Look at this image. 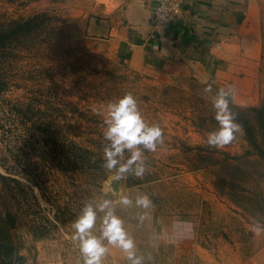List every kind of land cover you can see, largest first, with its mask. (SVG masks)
Wrapping results in <instances>:
<instances>
[{"label":"rangeland","instance_id":"1","mask_svg":"<svg viewBox=\"0 0 264 264\" xmlns=\"http://www.w3.org/2000/svg\"><path fill=\"white\" fill-rule=\"evenodd\" d=\"M129 1L0 0V28L33 17L0 47V172L8 177L0 182V210L23 213L13 229L23 264H83L72 222L91 204L97 213L91 231L101 237L108 209L101 212L98 205L104 199L112 201L144 264H264V232L253 231L264 230V152L255 153L241 124L225 147L207 143L208 133L218 129L216 91L231 85L230 100L240 105L264 148V125L244 109L264 101V0H258L260 55L256 66L236 72V83L192 75L169 80L144 64H131L124 15ZM208 84L212 91L205 92ZM127 92L145 122L163 129L164 142L155 152L140 146L142 177L117 179L116 169L103 167L109 143L104 121L106 105ZM69 151L78 164L67 163ZM129 156L126 150L122 162ZM224 157L237 163L229 169V182H242L251 198L243 203L259 220L232 200L239 196L218 189L215 160ZM117 194L130 196L133 205H121ZM139 194L150 197V209L136 207ZM56 203H68L72 214L52 227L44 217L52 218ZM145 211L148 217L140 223ZM35 217L43 223V237L30 230ZM104 243V264H126L122 249Z\"/></svg>","mask_w":264,"mask_h":264},{"label":"crops","instance_id":"2","mask_svg":"<svg viewBox=\"0 0 264 264\" xmlns=\"http://www.w3.org/2000/svg\"><path fill=\"white\" fill-rule=\"evenodd\" d=\"M154 3L130 0L125 9L131 64L169 80L192 75L235 83L237 71L256 66L262 44L258 0H184L174 21L161 25L151 21Z\"/></svg>","mask_w":264,"mask_h":264},{"label":"clouds","instance_id":"3","mask_svg":"<svg viewBox=\"0 0 264 264\" xmlns=\"http://www.w3.org/2000/svg\"><path fill=\"white\" fill-rule=\"evenodd\" d=\"M204 91H212L211 84H208ZM232 96H234V90L231 85L220 87L216 91L213 108L218 129L208 133L207 143L211 147H225L236 139L235 134L240 131L237 114L230 106ZM106 108L107 118L104 123L107 125V129L104 132V138L109 143L103 149V167L109 171L116 169L117 179L124 178L126 174L142 177L146 171V165L140 146L150 152H155L158 144L164 142L163 129L159 124L149 126L145 122L137 100L131 92L125 93L116 103L109 102ZM126 150L130 156L122 162ZM117 195L121 205H133V199L130 196ZM111 203V200L104 199L98 205L101 212L108 209L103 218L101 237H97L91 231L97 219L96 210L91 204H86L82 214L72 222L74 230L72 239L79 241L83 264H104V257L109 252L108 246L104 243L105 240L108 245L122 249L127 254L130 264H144L143 257L136 255L134 239L125 230L123 220L111 209ZM134 203L136 207L144 210L153 206L152 200L147 194L137 195ZM147 217L148 212L145 211L138 216V220L143 223ZM253 231L257 235L264 232L258 228H253Z\"/></svg>","mask_w":264,"mask_h":264},{"label":"trees","instance_id":"4","mask_svg":"<svg viewBox=\"0 0 264 264\" xmlns=\"http://www.w3.org/2000/svg\"><path fill=\"white\" fill-rule=\"evenodd\" d=\"M33 19L31 17L30 19L24 21V22H18L15 24H9L8 27L4 28L2 26L0 28V47L3 46L10 38H12L14 33H17L19 30L23 29L25 27V24L30 23V21ZM230 106L232 107V110L237 114V122L243 126V128L246 131V138L248 142L250 143V146L257 154H263L264 148L256 134L255 128L253 125H251L245 115L243 114L242 108H240V105L234 103L232 100H230ZM245 110L249 109L258 116V121L260 124L264 125V101H262L259 105H251L244 108ZM202 148V147H200ZM76 158H79L78 155H75ZM241 157V156H240ZM240 157H231L234 159H239ZM58 158V157H57ZM64 158L67 160V163L75 164V158L74 154L70 151L67 152V154H64ZM61 164L64 163L63 159H58ZM240 160V159H239ZM215 163L220 166V170L217 176L216 185L218 189L227 195H234L239 196L241 201L238 199V197H232V200L234 202L238 203L246 212H248L252 217L259 220V217L255 215L251 209H249L248 205L243 203L242 198L251 199L246 193L245 187L242 185V182H239V184H236L234 181V185L229 182L228 173L230 172V167L237 166V163L231 160L230 158H218L215 160ZM69 165V164H67ZM76 165V164H75ZM8 179V177L0 172V182H5ZM12 181L20 182L16 178H9ZM21 183V182H20ZM22 184V183H21ZM28 186V185H27ZM52 218L50 216L44 217L47 222L50 223L52 227L57 226L61 223H64L67 221V219L72 214V208L69 206L68 203H65L64 205H61V203H56L55 205H52ZM28 214V213H26ZM23 216V213L21 211L14 212L12 209H5L3 212L0 210V264H23L25 261V255L21 253V243L19 241H16L13 236V229L17 228L20 218ZM29 217L30 215H26ZM33 224L30 225V230L33 233V235L38 237H43L47 233L46 231H42L40 228L42 227L43 223L39 221L36 217L33 219ZM126 264H130V262L126 259ZM152 264V263H147Z\"/></svg>","mask_w":264,"mask_h":264},{"label":"built area","instance_id":"5","mask_svg":"<svg viewBox=\"0 0 264 264\" xmlns=\"http://www.w3.org/2000/svg\"><path fill=\"white\" fill-rule=\"evenodd\" d=\"M184 0H155L151 21L154 25L169 24L180 13Z\"/></svg>","mask_w":264,"mask_h":264}]
</instances>
